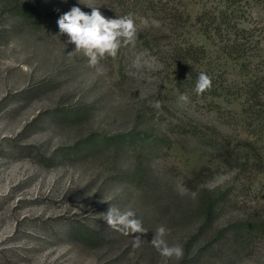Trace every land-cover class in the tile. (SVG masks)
<instances>
[{"label":"rangeland","instance_id":"1","mask_svg":"<svg viewBox=\"0 0 264 264\" xmlns=\"http://www.w3.org/2000/svg\"><path fill=\"white\" fill-rule=\"evenodd\" d=\"M110 1L83 0L106 18ZM153 2L133 16L137 36L149 39L123 45L98 71L58 28L78 0H0V264H264V237L243 249L212 236L264 214V111L253 113L243 95L180 91L174 53L202 46L196 66L226 62L227 82L241 91L247 78L220 48L228 37L207 38L195 18L235 8L233 22L246 29L240 42L256 55L255 76L264 77V4ZM23 7L43 19L24 18ZM153 57L162 65L157 71L143 66ZM132 129L153 137L99 143L100 134ZM86 139L97 142L95 150L83 147ZM246 153L251 168L239 171L233 161ZM219 192L224 203L199 232L200 195ZM109 206L136 212L147 230L139 247L136 234L107 224ZM161 226L168 244L183 248L182 258L163 257L152 245Z\"/></svg>","mask_w":264,"mask_h":264},{"label":"trees","instance_id":"2","mask_svg":"<svg viewBox=\"0 0 264 264\" xmlns=\"http://www.w3.org/2000/svg\"><path fill=\"white\" fill-rule=\"evenodd\" d=\"M154 0H114L110 1L108 6L109 12L107 13L109 18L122 17L126 15H132V17L138 13L142 8H149L154 5ZM225 3L231 4L229 6H235L243 0H224ZM257 2L263 3L264 0H256ZM20 5V4H19ZM228 8V7H227ZM22 9L24 18H29L32 21H41L43 16L31 12L29 8ZM234 10H219L218 15L212 13L211 19L203 18L202 15L197 16L195 19L203 27V34L207 38H212L213 35L218 37H228L226 46H221L222 55L225 58H231L236 63H239V71L242 75L247 78V85L241 88V91H234L227 82L228 70L226 68V62H223L220 66L214 63H208L205 68H199L196 66L197 63L203 59L205 55V49L202 46H194L193 44H187L186 46H180L174 50L175 61L180 70V76L177 87L180 91L190 93V95L200 94L201 96H229V95H243L245 100L250 102L251 111L258 114L259 116L264 111V77L255 76L254 58L256 55H252L249 52V46L246 44V40L240 42V39L247 38L245 35L246 29L239 28L233 22ZM233 22V23H232ZM149 39L146 36H137L136 39ZM151 47V44H149ZM246 63V64H245ZM223 66V67H222ZM204 72L211 77L212 87L205 90L203 93H197L195 90L196 81L199 73ZM223 77V78H222ZM69 115H76L73 110L68 111ZM153 133L148 130L132 129L130 131L117 133L112 136H104L100 134L98 136L99 143H109L111 141L116 144H136L139 142L151 140ZM85 149L93 151L97 147V142L85 140L82 143ZM251 156L246 153L242 158H238L233 161L234 168L239 171H245L249 167ZM226 194L223 192L209 193L200 195V208L198 209L202 222L198 227L199 232L201 229H206L210 222L221 209L222 203L225 200ZM90 235V234H89ZM214 237L213 241L216 240H227L233 242L243 249H248L254 241L264 237V214L257 213L256 215H250L246 218L235 220L223 225L222 228L212 232Z\"/></svg>","mask_w":264,"mask_h":264},{"label":"clouds","instance_id":"3","mask_svg":"<svg viewBox=\"0 0 264 264\" xmlns=\"http://www.w3.org/2000/svg\"><path fill=\"white\" fill-rule=\"evenodd\" d=\"M79 4L87 5L91 11H83ZM57 23L60 33L66 34L68 42L74 44V49L82 52L88 58L89 65L97 67L98 71H102L100 62L107 57L116 56L123 45L134 42L139 30L132 15L106 18L97 7L84 3L83 0H78L77 4L61 14ZM142 23L147 25V21ZM153 23L158 26V22L153 21ZM134 65L140 67L141 62L137 60ZM143 66L150 71H157L162 67L154 57L143 61ZM211 87V77L204 72L199 73L195 86L196 92L203 93ZM180 99L187 101L188 97L182 95ZM155 106L158 108L159 102H156ZM103 218L108 225L121 230L125 235L136 234L133 235V246H140L142 238L140 234L147 230L134 210L128 209L122 212L118 208L109 206ZM165 233V228L159 227L151 239L152 245L163 257L182 258L183 248L178 244L170 246L165 239Z\"/></svg>","mask_w":264,"mask_h":264}]
</instances>
